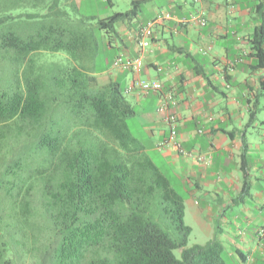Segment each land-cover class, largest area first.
Instances as JSON below:
<instances>
[{
	"label": "trees",
	"instance_id": "1",
	"mask_svg": "<svg viewBox=\"0 0 264 264\" xmlns=\"http://www.w3.org/2000/svg\"><path fill=\"white\" fill-rule=\"evenodd\" d=\"M29 3L41 6L10 11ZM138 10L134 0L67 28L57 0H0V57L17 77L0 90V264H26L27 253L32 264H226L216 239L187 245L183 196L130 133L121 83L94 74L98 40ZM252 41L264 67V27ZM45 51L70 62L58 91L34 63Z\"/></svg>",
	"mask_w": 264,
	"mask_h": 264
},
{
	"label": "crops",
	"instance_id": "2",
	"mask_svg": "<svg viewBox=\"0 0 264 264\" xmlns=\"http://www.w3.org/2000/svg\"><path fill=\"white\" fill-rule=\"evenodd\" d=\"M132 1L105 0L109 10L98 16L126 10ZM137 1V16L120 22L105 41L110 38L107 47L118 49L115 56L140 57L142 66L114 69L115 75L101 79L121 76L123 91L137 79H158L174 93L183 153L155 147L167 133L156 111L161 93L140 94L137 88L126 93L150 149L164 165L158 167L177 192L179 187L184 216L192 218L203 239L221 242L236 264H264V67L257 66L252 41L264 27V0ZM119 4L124 9L115 10ZM165 11L172 18L156 24L150 45L139 47L141 26ZM198 13L205 25L178 22Z\"/></svg>",
	"mask_w": 264,
	"mask_h": 264
},
{
	"label": "rangeland",
	"instance_id": "3",
	"mask_svg": "<svg viewBox=\"0 0 264 264\" xmlns=\"http://www.w3.org/2000/svg\"><path fill=\"white\" fill-rule=\"evenodd\" d=\"M18 1V0H17ZM67 2V3H66ZM66 0H57V5L60 9L65 11V15L62 16L63 24L67 28H75V26H79V20L81 17L90 18L92 16H98L102 13H105L108 9L105 0H76V8L72 7L71 4ZM41 6V5H40ZM40 6H31V4L27 5H20L10 8V11L15 15L20 12L24 11H37ZM119 4L115 10H122L124 7H120ZM41 10V9H40ZM13 20H17L13 19ZM120 22H117L115 26H118ZM35 24H37L35 22ZM34 24V25H35ZM95 30V28H93ZM93 30V31H94ZM98 31L95 32V36L97 37ZM100 34V33H98ZM113 35V34H111ZM103 37L98 40V47L97 53L95 55V73L100 83L103 82L101 78L103 76H112L115 75V70L112 67V60L117 52L116 47H112L109 49L106 47V41L102 39ZM113 42H115L116 46H119L120 39L117 36H113ZM36 67H38V71L40 72V78L44 84H46L47 89L49 91H58V87L54 84V80H61L65 79L64 70L66 67L69 66V59L65 52L58 51V52H49L45 51L40 54L38 58L34 61ZM13 67L11 66L10 62L6 59H2L0 57V90L7 89V91L14 90V87L17 84V77L13 73ZM147 80V79H146ZM153 80V79H152ZM117 81L121 83L123 86V78L121 76L117 77ZM63 89V87H61ZM43 91V90H42ZM128 98V97H127ZM129 99V98H128ZM134 110L138 113V109L135 105H133ZM137 114L127 116L126 123L129 128L130 133L137 139L138 142L143 144L147 150V153L152 158L157 166L164 168V165L161 159L158 158L154 150H151V145H149V140L147 137L146 132L144 131L143 122L139 121ZM31 149V147H29ZM178 192H181L178 186H175ZM180 194V193H179ZM184 223L193 227L192 232H190L188 236L187 245L192 244H204L207 239H203L204 234L199 231V227L197 225H193L192 218L188 215L184 216ZM162 223H160L166 230H168L171 234L174 233L173 224L171 225L169 219L163 218ZM172 223V222H171ZM227 251V250H226ZM174 254L179 257V251L174 250ZM25 259L23 261L26 264H32L33 258L31 257L30 253L24 254ZM222 258L226 264H236L234 263L235 257H231L227 255V253L222 254ZM238 264V263H237Z\"/></svg>",
	"mask_w": 264,
	"mask_h": 264
},
{
	"label": "built area",
	"instance_id": "4",
	"mask_svg": "<svg viewBox=\"0 0 264 264\" xmlns=\"http://www.w3.org/2000/svg\"><path fill=\"white\" fill-rule=\"evenodd\" d=\"M197 1V0H195ZM172 15L170 12H160L152 19H149L141 28L139 29L137 35V44L141 48H146L150 45L151 35L153 27L159 24L164 19H171ZM178 22L185 24L188 22H195L198 25H205L206 19L200 13L190 14L189 16L180 17ZM142 66V60L140 57H123L121 54L115 56L112 60V67L115 70H134L139 71ZM134 88H137L140 94H146L149 91L160 92L161 100L156 107V111L162 116L165 124L167 125L166 135L156 142L155 147L157 149H163L165 147H171L178 153H183L184 150L180 145V140L178 138V117L175 112V107L177 105V99L175 95L170 90H165L163 83L158 79L146 80L137 79L136 81L130 83L125 89V93H129ZM201 132V129H198ZM197 159L201 162H206V158L203 155H197Z\"/></svg>",
	"mask_w": 264,
	"mask_h": 264
}]
</instances>
